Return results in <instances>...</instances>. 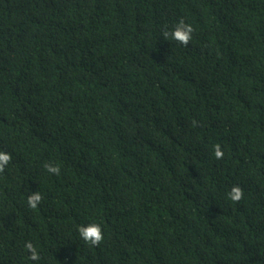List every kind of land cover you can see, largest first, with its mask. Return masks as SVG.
<instances>
[{
  "label": "trees",
  "instance_id": "1",
  "mask_svg": "<svg viewBox=\"0 0 264 264\" xmlns=\"http://www.w3.org/2000/svg\"><path fill=\"white\" fill-rule=\"evenodd\" d=\"M0 150V264H264V0H0Z\"/></svg>",
  "mask_w": 264,
  "mask_h": 264
},
{
  "label": "clouds",
  "instance_id": "2",
  "mask_svg": "<svg viewBox=\"0 0 264 264\" xmlns=\"http://www.w3.org/2000/svg\"><path fill=\"white\" fill-rule=\"evenodd\" d=\"M194 32V28L191 24L185 23L183 19H181L171 31H164L163 37L168 38L171 37L172 40L178 42L179 44L187 47L189 42L192 39V34ZM213 155L216 159H222L224 156V152L222 151L219 144L213 146ZM12 157L10 153H7L3 150H0V173H3L6 166L10 163ZM45 170L48 173L59 175L60 167L58 165H53L51 163H46L43 165ZM244 197L243 189L239 186H233L228 193V198L233 203H238ZM43 197L40 192L31 193L27 198V204L31 209H36L38 205L41 203ZM78 233L80 238L90 246H99L104 240V233L102 227L98 223H89L84 226L81 225L78 227ZM25 248L30 253V259L33 261H38L40 259V255L37 252L36 248L31 242H27L25 244Z\"/></svg>",
  "mask_w": 264,
  "mask_h": 264
}]
</instances>
